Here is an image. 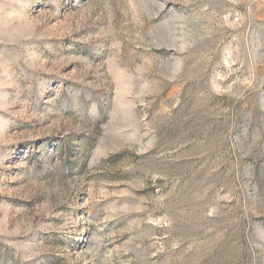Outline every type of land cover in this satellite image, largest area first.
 Wrapping results in <instances>:
<instances>
[{
  "label": "rangeland",
  "instance_id": "374dc122",
  "mask_svg": "<svg viewBox=\"0 0 264 264\" xmlns=\"http://www.w3.org/2000/svg\"><path fill=\"white\" fill-rule=\"evenodd\" d=\"M0 264H264V0H0Z\"/></svg>",
  "mask_w": 264,
  "mask_h": 264
}]
</instances>
